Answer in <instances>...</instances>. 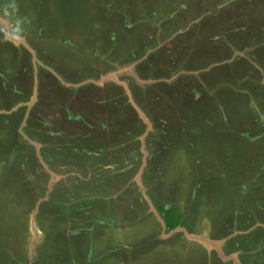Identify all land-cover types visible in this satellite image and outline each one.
<instances>
[{"label": "rangeland", "instance_id": "1", "mask_svg": "<svg viewBox=\"0 0 264 264\" xmlns=\"http://www.w3.org/2000/svg\"><path fill=\"white\" fill-rule=\"evenodd\" d=\"M0 264H264V0H0Z\"/></svg>", "mask_w": 264, "mask_h": 264}, {"label": "water", "instance_id": "2", "mask_svg": "<svg viewBox=\"0 0 264 264\" xmlns=\"http://www.w3.org/2000/svg\"><path fill=\"white\" fill-rule=\"evenodd\" d=\"M5 23V22H4ZM10 36V35H9ZM16 39V38H15ZM21 40V39H20ZM134 102L132 101V104H133ZM141 114V113H140ZM140 117L141 118H143V115L141 114L140 115ZM143 140V139H142ZM138 179H139V177H138ZM190 238H192V239H195V240H199V241H201V242H203V243H206V245L207 246H210V247H212V248H215V250H217L218 251V254H219V256L221 257V258H230V259H232V260H234V263H236V262H238L237 261V259L235 258V255L234 254H231V255H228V256H225L224 254H223V251H222V249H221V247H220V245H221V242H222V240H221V242L219 241V240H210V239H208L207 237H201V236H194V235H188Z\"/></svg>", "mask_w": 264, "mask_h": 264}, {"label": "crops", "instance_id": "3", "mask_svg": "<svg viewBox=\"0 0 264 264\" xmlns=\"http://www.w3.org/2000/svg\"><path fill=\"white\" fill-rule=\"evenodd\" d=\"M33 101H34V100H33ZM14 108L16 109V106H15ZM14 108L11 109V111L14 110ZM9 117H10V115L7 116V118H9ZM7 118H5V120H7ZM164 224H165V223H164ZM176 228H177V227H176ZM178 228H179V227H178ZM179 231H181V230H179Z\"/></svg>", "mask_w": 264, "mask_h": 264}, {"label": "trees", "instance_id": "4", "mask_svg": "<svg viewBox=\"0 0 264 264\" xmlns=\"http://www.w3.org/2000/svg\"><path fill=\"white\" fill-rule=\"evenodd\" d=\"M5 194V193H4ZM5 239V238H4ZM10 239V238H9ZM10 242V241H9Z\"/></svg>", "mask_w": 264, "mask_h": 264}]
</instances>
